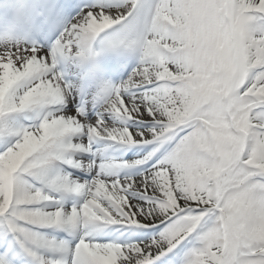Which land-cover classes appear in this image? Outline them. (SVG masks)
Wrapping results in <instances>:
<instances>
[{"label": "snow or ice", "instance_id": "6c2138e0", "mask_svg": "<svg viewBox=\"0 0 264 264\" xmlns=\"http://www.w3.org/2000/svg\"><path fill=\"white\" fill-rule=\"evenodd\" d=\"M0 264H264V0H0Z\"/></svg>", "mask_w": 264, "mask_h": 264}]
</instances>
